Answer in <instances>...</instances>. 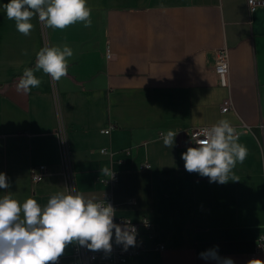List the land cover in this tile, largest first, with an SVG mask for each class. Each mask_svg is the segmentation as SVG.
<instances>
[{
    "label": "crops",
    "instance_id": "obj_1",
    "mask_svg": "<svg viewBox=\"0 0 264 264\" xmlns=\"http://www.w3.org/2000/svg\"><path fill=\"white\" fill-rule=\"evenodd\" d=\"M9 2L0 0V173L10 187L0 197L44 206L66 194L62 127L78 192L96 202L110 192L117 216L153 223L141 235L145 252L123 264H217L200 255L212 249L234 264L264 261V8L251 12L248 0H86L90 27L44 26V36L37 13L25 36L6 15ZM65 45L73 51L67 76L34 71L40 87L16 91L42 47ZM224 45L229 86L215 72ZM228 98L233 106L222 111ZM222 119L248 149L233 169L240 180L226 184L186 171L182 153L192 146L181 143L184 130ZM169 130L177 133L171 148L161 138ZM41 164L49 173L34 182L31 167ZM105 167L116 185L103 180ZM74 246L59 264H70Z\"/></svg>",
    "mask_w": 264,
    "mask_h": 264
},
{
    "label": "clouds",
    "instance_id": "obj_2",
    "mask_svg": "<svg viewBox=\"0 0 264 264\" xmlns=\"http://www.w3.org/2000/svg\"><path fill=\"white\" fill-rule=\"evenodd\" d=\"M249 6L255 0H248ZM9 20H14L18 32L28 36L33 29L30 23L38 13L39 21L52 29H65L76 22L91 26V10L86 0H10L4 5ZM73 51L65 45L42 47L36 54L35 69L26 68L16 85V91L28 94L40 87L42 81L34 71L43 70L53 81L68 75L66 57ZM228 71L227 64L217 67L221 75ZM104 130L102 134H106ZM176 132L161 133L166 147H172ZM203 137L196 141V147H189L182 153L184 167L189 173L208 177L209 182L226 184L238 181L233 169L237 162L243 163L248 149L238 143L239 134L226 119L210 128L200 130ZM111 177L113 171L105 167L101 170ZM10 184L5 173H0V189H8ZM115 209L111 204L96 202L86 198L75 188L68 193L52 195L44 206L35 199L28 198L22 205L11 194L0 197V264H56L64 254L67 245L77 242L89 250H112L113 230L115 243L126 251L136 245L137 229L131 221L114 223ZM147 223V222H145ZM204 259H213L217 264H234L231 258H221L215 249L200 254ZM247 264H264L260 259H252Z\"/></svg>",
    "mask_w": 264,
    "mask_h": 264
},
{
    "label": "built area",
    "instance_id": "obj_3",
    "mask_svg": "<svg viewBox=\"0 0 264 264\" xmlns=\"http://www.w3.org/2000/svg\"><path fill=\"white\" fill-rule=\"evenodd\" d=\"M248 7L251 12H254L258 7L264 8V0H255V4L252 8ZM43 34L45 36V27L42 24ZM110 48L107 50V57H111ZM221 64L228 65V71L221 75L217 72V67ZM215 72L220 79V83L223 86H229V75H230V50L224 45L216 50L215 54ZM233 106V102L231 98L226 99L221 108L222 111H228ZM213 125H201L196 127H190L183 132V139L181 143L184 146H192L196 147V141L202 139L203 137L200 135V130L203 128H210ZM262 129L264 131V124H262ZM107 130V129H104ZM102 130V131H104ZM59 138H60V152H61V160L59 163V170L61 175L64 178L65 182V192L68 193V189L75 188L77 191V179L74 164L71 160L70 149L68 146L66 134L62 127L59 130ZM106 149H102V152H106ZM48 166L45 164H41L38 166H32L30 170L31 178L34 182H39L43 180V178L48 175ZM114 175L108 177L104 175L103 180L111 185H116L118 181L117 174L113 171ZM105 201V203L111 204L115 209L113 195L108 192L105 193L102 199H99L97 202ZM125 221H129V219L119 217L116 214L114 215V223L123 224ZM131 221V224L134 225L137 229L136 235V245L134 247H129L126 251L124 250L122 245H117L115 243V238L113 237L112 241V250L110 253H106L103 250L101 251H91L85 246H80L77 242H75L74 250L72 252V259L70 264H123L132 256L140 255L146 250L145 241L142 239L141 235L144 231L150 230L153 228V223L148 217H143L139 221ZM147 222V223H145ZM160 248H164V245H159ZM258 252H264V235H261L258 239ZM61 262V258L58 259L56 264Z\"/></svg>",
    "mask_w": 264,
    "mask_h": 264
}]
</instances>
